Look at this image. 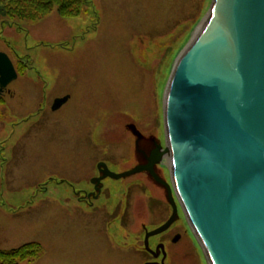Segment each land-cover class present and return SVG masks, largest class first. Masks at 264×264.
<instances>
[{
  "label": "rangeland",
  "instance_id": "obj_1",
  "mask_svg": "<svg viewBox=\"0 0 264 264\" xmlns=\"http://www.w3.org/2000/svg\"><path fill=\"white\" fill-rule=\"evenodd\" d=\"M189 3L88 0L71 17L55 9L36 20L0 17V53L8 55L17 73L0 96V246L40 245L37 258L18 264L147 260L145 232L170 214L162 185L139 172L106 176L108 202H80L72 191L90 189L88 175L96 162L119 173L144 163L142 151L148 155L154 145L163 147L164 84L210 0L201 1L197 21L171 43L172 35L156 37L198 0ZM66 94L68 100L52 111L54 98ZM161 162L154 170L169 184L168 162L165 157ZM102 202L108 209L120 204L108 228L105 214L98 212ZM148 205L157 209L148 212ZM176 207L172 228L148 238L149 245L163 244L161 264H207ZM176 233L178 239L170 242Z\"/></svg>",
  "mask_w": 264,
  "mask_h": 264
},
{
  "label": "water",
  "instance_id": "obj_2",
  "mask_svg": "<svg viewBox=\"0 0 264 264\" xmlns=\"http://www.w3.org/2000/svg\"><path fill=\"white\" fill-rule=\"evenodd\" d=\"M16 78L0 53V88ZM68 98H54L51 110ZM162 126L163 147L154 145L145 163L119 173L98 163L104 177L146 171L164 187L170 214L146 231V250L177 204L207 264H264V0H210L173 58ZM164 157L169 184L154 171Z\"/></svg>",
  "mask_w": 264,
  "mask_h": 264
},
{
  "label": "trees",
  "instance_id": "obj_3",
  "mask_svg": "<svg viewBox=\"0 0 264 264\" xmlns=\"http://www.w3.org/2000/svg\"><path fill=\"white\" fill-rule=\"evenodd\" d=\"M201 1L198 0L197 6L182 10L180 15L172 18L165 24L166 29H160L156 38L172 35L169 43H171L181 33V30L187 28L197 21L194 17L198 16L201 9ZM88 0H0V17L20 18L25 20H36L49 14L53 9L61 17H71L82 12ZM187 3L190 0H186ZM190 4V3H189ZM192 5V4H191ZM201 14V13H200ZM200 16V15H199ZM161 31V32H160ZM161 40L156 41L158 44ZM159 47V46H158ZM169 47L159 55L162 59L163 55L168 53ZM40 251V245L37 242H27L18 246L14 250H6L0 252V264H12L15 260L18 264L26 258H37ZM15 264V263H14Z\"/></svg>",
  "mask_w": 264,
  "mask_h": 264
},
{
  "label": "flooded vegetation",
  "instance_id": "obj_4",
  "mask_svg": "<svg viewBox=\"0 0 264 264\" xmlns=\"http://www.w3.org/2000/svg\"><path fill=\"white\" fill-rule=\"evenodd\" d=\"M4 92H8V89H7V86L6 87H3V88H0V96L1 94H3ZM1 101V99H0ZM2 102V101H1ZM146 153L142 151V156L144 157L145 161L144 163L146 162V156L145 155ZM97 164H94V169H93V173H89L88 175V180H87V183H89V188H85L87 187L86 186H83V187H80L78 189H74L72 192L74 194V196L76 197V199L78 198V201L80 202H85V203H89V204H92L94 203L95 201L97 200H104L105 198H107L108 196H106V194L104 195V192L107 191V186L105 185V179L107 178L106 176L104 177V172H103V164H98V162H96ZM162 163V162H161ZM160 163V164H161ZM140 164H143V163H140ZM107 166V168L110 170L108 164H105ZM155 166V165H154ZM147 173V172H146ZM148 174V173H147ZM48 189V188H47ZM129 189H130V186H127L126 187V193L128 195L129 193ZM46 190V189H45ZM166 192V191H165ZM157 199V198H156ZM85 200V201H84ZM107 201V199H105ZM110 200V199H109ZM108 202V201H107ZM156 202H158V200H156ZM104 203V205H101L99 207V211L100 213H103L105 214V225L106 227L108 228V222H109V216L111 217L113 215V213L117 212L120 208V204H115L114 206L111 205L110 207H112L111 209H108L107 206L105 205V202H102ZM134 206V204H133ZM148 212H154L155 209H157L156 207H151L150 205H148ZM169 206V204H168ZM125 206H123V209H124ZM129 207V202L127 203V208ZM170 208V207H169ZM177 211V209H176ZM126 217L125 215V211H123V214L121 216V221L124 220V218ZM116 218V217H115ZM173 226V221L171 222V224L164 230L162 231L161 233H164V232H167L169 231ZM151 237V236H150ZM149 237V238H150ZM28 242V241H26ZM25 242V243H26ZM161 242H157L154 246V248L152 246L149 245V239H148V246L149 248L151 249V251H148L146 250L145 246L143 245V248L144 250L147 252L148 254V258L147 260L145 259H142V262L143 264H158L160 263V260H161V251L159 250V248H157L156 245L160 244ZM144 244V243H143ZM162 244V243H161ZM7 248H10V250H14L16 249L14 246H7L6 248L4 247H1L0 246V252L1 251H6ZM164 249V248H163ZM165 251V249H164ZM166 253V252H165ZM165 253H164V258H165Z\"/></svg>",
  "mask_w": 264,
  "mask_h": 264
},
{
  "label": "bare ground",
  "instance_id": "obj_5",
  "mask_svg": "<svg viewBox=\"0 0 264 264\" xmlns=\"http://www.w3.org/2000/svg\"><path fill=\"white\" fill-rule=\"evenodd\" d=\"M67 95V94H66ZM69 96V95H68Z\"/></svg>",
  "mask_w": 264,
  "mask_h": 264
}]
</instances>
